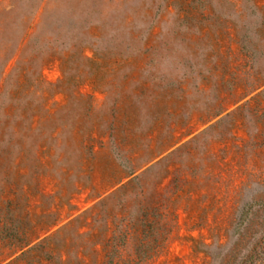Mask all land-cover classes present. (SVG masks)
<instances>
[{"label":"rangeland","instance_id":"obj_1","mask_svg":"<svg viewBox=\"0 0 264 264\" xmlns=\"http://www.w3.org/2000/svg\"><path fill=\"white\" fill-rule=\"evenodd\" d=\"M0 59V264H211L264 199V0H0Z\"/></svg>","mask_w":264,"mask_h":264},{"label":"trees","instance_id":"obj_2","mask_svg":"<svg viewBox=\"0 0 264 264\" xmlns=\"http://www.w3.org/2000/svg\"><path fill=\"white\" fill-rule=\"evenodd\" d=\"M5 61L0 62V71ZM252 225H255L254 229L244 234V229ZM207 250L211 264H264V199L243 201L229 230L228 243Z\"/></svg>","mask_w":264,"mask_h":264}]
</instances>
